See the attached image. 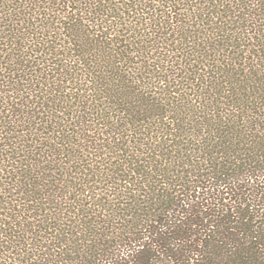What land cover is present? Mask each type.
I'll return each mask as SVG.
<instances>
[{
    "label": "trees",
    "instance_id": "1",
    "mask_svg": "<svg viewBox=\"0 0 264 264\" xmlns=\"http://www.w3.org/2000/svg\"><path fill=\"white\" fill-rule=\"evenodd\" d=\"M0 264H264V0H0Z\"/></svg>",
    "mask_w": 264,
    "mask_h": 264
}]
</instances>
